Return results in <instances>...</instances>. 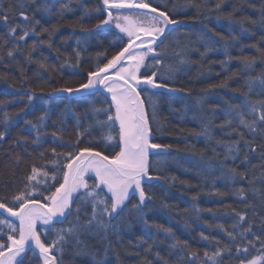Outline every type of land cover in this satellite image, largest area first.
<instances>
[{"label":"trees","instance_id":"1","mask_svg":"<svg viewBox=\"0 0 264 264\" xmlns=\"http://www.w3.org/2000/svg\"><path fill=\"white\" fill-rule=\"evenodd\" d=\"M147 2L184 21L141 72L172 89L141 91L165 149L150 156L156 180L111 217L88 176L39 238L55 264H264V0ZM104 19L98 0H0V204L46 202L79 150L119 152L106 97L47 96L122 48ZM18 233L0 211V251ZM16 264L42 262L28 251Z\"/></svg>","mask_w":264,"mask_h":264},{"label":"water","instance_id":"2","mask_svg":"<svg viewBox=\"0 0 264 264\" xmlns=\"http://www.w3.org/2000/svg\"><path fill=\"white\" fill-rule=\"evenodd\" d=\"M106 17L100 28L110 26L112 12L135 11L150 14L164 22L160 33L139 28L134 37L98 71L88 74L87 80L75 88L57 89L49 97H80L101 93L111 103L113 110L124 100L130 112L129 125L119 130L120 152L115 158L92 150L82 149L67 163L60 186L56 189L49 205L42 201L30 200L17 209L0 204V211L18 224L19 236L0 251V264H16L29 250L41 257L43 264H55L50 249L42 244L36 234L37 223L53 225L63 223L71 213L74 200L84 188L85 175L96 178L97 185L111 198V217H114L125 203L135 196L141 203L146 201L142 189L144 183L153 182L150 174V154L165 149L152 143L146 106L140 90L143 88L172 91L157 83L154 76L139 77L143 57L139 52L146 50L154 54V48L163 42L171 27L181 20L171 21L161 10L137 0L109 2L99 0Z\"/></svg>","mask_w":264,"mask_h":264},{"label":"rangeland","instance_id":"3","mask_svg":"<svg viewBox=\"0 0 264 264\" xmlns=\"http://www.w3.org/2000/svg\"><path fill=\"white\" fill-rule=\"evenodd\" d=\"M108 1H120V0H108ZM142 1V0H138ZM162 23L157 20L154 16L148 15V14H141V13H136L134 11L130 12H116V14L113 15L112 17V22H111V28L119 31L122 35H125L127 37L134 35L137 29L139 28H146V29H151V28H158V30L161 29ZM143 59L145 60V57H147V54L141 55ZM157 66H160L158 64ZM149 93H153L150 91ZM154 96H150L149 99L152 100ZM127 104L124 102V100L119 101V105L117 108H115L114 113L112 112V117L113 119L115 118V124H116V132H117V137L119 138V130L124 129L129 125V120H130V112ZM114 114V115H113ZM115 155L114 157H117ZM159 163V161H158ZM88 176V174L86 175ZM88 183L85 180V185L84 188L88 187ZM83 188V189H84ZM82 189V190H83ZM97 187H96V181H94L93 188H90L89 191V197L92 196V194H96ZM53 195L49 196L46 198V201L49 202ZM87 198V196H86ZM94 204L97 203L99 207H102L103 205H106L108 203H105L103 199H98L93 202ZM110 204H108V208L110 209ZM38 239L40 240L39 236ZM249 264H257V260L252 261Z\"/></svg>","mask_w":264,"mask_h":264},{"label":"flooded vegetation","instance_id":"4","mask_svg":"<svg viewBox=\"0 0 264 264\" xmlns=\"http://www.w3.org/2000/svg\"><path fill=\"white\" fill-rule=\"evenodd\" d=\"M99 1V0H98ZM120 1H127V0H120ZM138 2H141V1H138ZM142 2H146L147 4H149L148 2H147V0H142ZM170 17V19L171 20H176V18H173V16L171 17V16H169ZM183 26V25H182ZM181 26V27H182ZM162 28H163V26H161ZM162 28H161V30H162ZM176 28H172L170 31H169V33H168V35L166 36V38H165V40L161 43V44H159L158 46H156V48H154L155 50H156V54H159V50L161 49V47L165 44V42L167 41V39L170 37V35H171V33L175 30ZM156 30H158V28L156 29ZM173 33H175V31L173 32ZM172 33V34H173Z\"/></svg>","mask_w":264,"mask_h":264},{"label":"bare ground","instance_id":"5","mask_svg":"<svg viewBox=\"0 0 264 264\" xmlns=\"http://www.w3.org/2000/svg\"><path fill=\"white\" fill-rule=\"evenodd\" d=\"M102 29H110L109 27H106V28H102ZM95 72V71H94ZM93 73V72H92ZM90 74V73H89ZM87 76H88V74H87ZM86 80H87V77H86ZM86 82V81H85ZM84 82V83H85ZM82 85V84H81ZM78 87V86H77ZM65 172V171H64ZM88 176H92V175H88ZM87 176L85 175V180L87 179L86 178ZM61 184V183H60ZM60 186V185H59ZM58 186V187H59ZM57 187V188H58ZM56 191V190H55ZM54 191V192H55ZM54 194V193H53ZM52 194V195H53ZM52 199V198H51ZM27 201H30V200H27ZM27 201H24L23 203H21L18 207H20L22 204H24L25 202H27ZM38 201H40V200H38ZM42 202H44L45 204H49L50 202H51V200L49 201V202H45V201H42ZM41 225H40V223H37V225H36V234H37V237L39 236V234H38V231H37V229L40 227ZM17 237H14V238H11L10 240H9V243L11 242V240H13V239H16ZM41 241V240H40ZM43 244V243H42ZM29 251H33V250H29ZM34 252V251H33ZM35 253V252H34ZM37 254V253H36ZM37 256L41 259V257L37 254ZM23 257V256H22Z\"/></svg>","mask_w":264,"mask_h":264}]
</instances>
